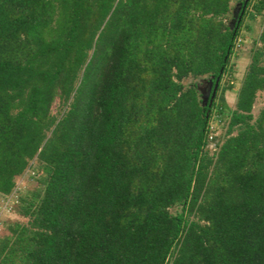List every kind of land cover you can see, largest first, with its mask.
Segmentation results:
<instances>
[{"label": "trees", "instance_id": "1", "mask_svg": "<svg viewBox=\"0 0 264 264\" xmlns=\"http://www.w3.org/2000/svg\"><path fill=\"white\" fill-rule=\"evenodd\" d=\"M230 1L0 0V196L40 171L0 264H264V0Z\"/></svg>", "mask_w": 264, "mask_h": 264}, {"label": "rangeland", "instance_id": "2", "mask_svg": "<svg viewBox=\"0 0 264 264\" xmlns=\"http://www.w3.org/2000/svg\"><path fill=\"white\" fill-rule=\"evenodd\" d=\"M230 13L228 18L225 19L226 23H231V18L237 9V2L235 0L229 2ZM261 23L260 16H249L246 15L243 17L240 29H239V37L242 41H240V48L238 51L233 52L228 61L229 69L231 70L230 84L231 87H227L225 75L222 76L218 89L216 91L215 103L221 102L226 109L232 108L235 100V91L238 86V81L240 80L246 65L249 61L248 57V49L250 47V43L252 38H255ZM248 26V28H246ZM238 42V41H237ZM239 42L237 43V46ZM184 86L195 84L196 90L198 92V96L200 98L205 96V91L207 85H209V79L204 76H198L195 78L187 77L182 80ZM57 102L54 101L51 105V113L55 111ZM264 105V90L259 91L255 95V99L252 105L251 113L255 116L259 110ZM213 112V111H212ZM211 128L214 129L213 135L219 136L223 134L225 126L223 123L219 121V116L212 114L210 118ZM213 140V139H212ZM215 141V139H214ZM211 144V143H210ZM31 171H25L21 176L15 179L14 190L9 195L3 197L0 196V236L5 233V226L14 221H23L21 217L15 214L14 206L17 204V194L28 192L29 190H33L36 186L35 176L40 173H34Z\"/></svg>", "mask_w": 264, "mask_h": 264}, {"label": "flooded vegetation", "instance_id": "3", "mask_svg": "<svg viewBox=\"0 0 264 264\" xmlns=\"http://www.w3.org/2000/svg\"><path fill=\"white\" fill-rule=\"evenodd\" d=\"M209 85H207V88H206V91H205V98H207V96H208V94H210V92H211V94L213 95V92H214V88L215 87H213V89H211L212 88V86H211V82L209 81ZM210 90H212V91H210Z\"/></svg>", "mask_w": 264, "mask_h": 264}, {"label": "water", "instance_id": "4", "mask_svg": "<svg viewBox=\"0 0 264 264\" xmlns=\"http://www.w3.org/2000/svg\"><path fill=\"white\" fill-rule=\"evenodd\" d=\"M245 2H246V0H244L243 3H245ZM216 83H217V79H216L215 82H214V87H215ZM209 84H210V83H209ZM205 100H206V98H205V97H202V104L205 103Z\"/></svg>", "mask_w": 264, "mask_h": 264}]
</instances>
